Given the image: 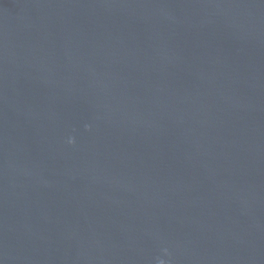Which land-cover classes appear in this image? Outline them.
I'll return each instance as SVG.
<instances>
[{"label":"water","instance_id":"1","mask_svg":"<svg viewBox=\"0 0 264 264\" xmlns=\"http://www.w3.org/2000/svg\"><path fill=\"white\" fill-rule=\"evenodd\" d=\"M0 264H264V0H0Z\"/></svg>","mask_w":264,"mask_h":264}]
</instances>
